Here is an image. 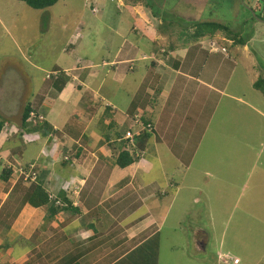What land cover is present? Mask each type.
Wrapping results in <instances>:
<instances>
[{
    "label": "rangeland",
    "instance_id": "obj_1",
    "mask_svg": "<svg viewBox=\"0 0 264 264\" xmlns=\"http://www.w3.org/2000/svg\"><path fill=\"white\" fill-rule=\"evenodd\" d=\"M142 1V8H137L130 0H59L49 9L34 10L18 0H0V112L3 116L12 113L14 118L10 121L14 129L10 127L7 136L0 134V147L6 137H20V143L30 139V134L23 138L19 135L22 110L28 102L40 98L45 99V103L38 111L44 118L48 117L47 122L60 129L67 119L82 115L84 103L93 105L94 102L99 104L97 107H105L111 102L117 114L123 117L129 110L133 92L139 87V78L145 74L144 64L150 63H140L135 73L129 74L130 80L112 85V69L103 62L115 58L125 39L139 46L137 59H141L145 51L149 54L152 44L170 47L172 42L173 46L183 47L185 42H201L202 59L210 56L209 45H213L209 50L224 49L225 52H217L222 54L214 59L228 58L226 65L219 67L220 60L209 74V80L223 86L224 94L211 92L208 95L202 124L196 123L181 159H175L163 147L157 150L156 142L151 140L141 162L150 170L147 176L137 170L142 155L139 153L138 157L133 156L134 165L125 169L116 167L112 178L129 180L137 171L138 180L155 185L150 205L152 210L156 209L155 214L160 210L162 220L157 219V224L138 237L147 239L153 230H159L160 246L155 264H235L234 260H238L236 264H264V96L253 88L255 75L264 77V23L260 22L264 20L259 18V15L264 18V14L260 7L250 10L256 3L254 0ZM257 1L264 8V0ZM161 4H164L162 13L159 12ZM203 22L225 24L231 34L252 38L245 46L231 45L228 34L222 31L197 42L190 40L194 27ZM149 23V30L155 34V38L150 37L153 41L144 36ZM158 23L160 28L153 33ZM209 39L216 41L209 43ZM66 59H90L93 67L87 73L98 77L90 80L92 85L86 81L87 88L81 91L76 83H69L59 96L53 88L54 79L50 78L60 75L52 71L64 66ZM246 59H254L257 64L251 67ZM89 88L99 90L105 100L94 99ZM138 130L137 126L132 128L133 133ZM190 130L183 134L188 136ZM119 131L125 134L126 125L120 126ZM54 135L49 136L50 140ZM56 136L61 137L59 133ZM44 141L30 147L32 153L27 159L41 154ZM4 167L0 165V173ZM0 184L2 201L5 196L2 190L8 192L12 184L4 186L1 181ZM122 196L119 204L124 203V207L140 205L131 193L125 191ZM98 200L96 191L86 208L94 209ZM104 209L97 207L96 212ZM146 210L149 209H138L137 215L127 220L132 211L125 208L122 220L127 224ZM119 213L117 210L114 214ZM36 223L22 216L18 224L25 232L17 229L10 235L29 238ZM79 225L85 223L81 221ZM81 252L73 253L69 259L77 261ZM145 253L148 252H143L146 258ZM11 254L0 256V263L20 264L30 256L13 263ZM88 260L90 256L83 254L78 261L84 264Z\"/></svg>",
    "mask_w": 264,
    "mask_h": 264
},
{
    "label": "crops",
    "instance_id": "obj_2",
    "mask_svg": "<svg viewBox=\"0 0 264 264\" xmlns=\"http://www.w3.org/2000/svg\"><path fill=\"white\" fill-rule=\"evenodd\" d=\"M159 23L156 24L153 33L159 30ZM149 28L150 23L148 28L144 29V36L150 39L154 35L153 38H155V34L152 35ZM157 38L164 39L159 35ZM73 39L77 38L73 37ZM150 40L153 41L152 38ZM212 41L216 40H208L209 43ZM200 43L185 42L183 47L173 46L172 42L170 47L167 44L165 46L152 44L151 48L149 47V54L145 51L142 58L137 59V54L140 52L139 46L136 47L125 39L123 47L115 58L109 62H103V65H110L112 69V85L125 83L129 74H134L140 63L147 61L150 63L147 66L144 64L145 74L139 78V87L136 88V92H133L128 105L129 110L123 117L117 114L118 110L111 102H109L111 105H105V107L102 105L97 107L99 104L94 102L93 105L84 103L81 108L82 115L74 120L67 119L62 129L48 121L53 127V132L45 134L39 130L29 133L33 141L20 143L18 141L20 137H6L2 141L0 160L7 168L13 170V176L9 182L4 183V186L12 184V187L8 188L9 193L2 190L5 196L0 201V247L4 243L10 245L0 249V256L5 257L8 252H12L11 260L15 263L26 255H30L28 260L20 264H80L78 260L86 254L90 256V260L84 264H113L133 253L152 238L154 233L159 232V230H153L152 235L147 239L138 238L157 224V219L162 220L160 210L158 214H155L156 209L152 210L153 207L150 205V198L155 193V185H148L147 182L138 180L135 175L137 171L129 180L112 178L116 175V167L119 168L116 160L124 146V142L120 141L124 134L119 131V127L126 125L127 131L130 130L133 127L135 115L141 114L143 105L151 101L152 106H145V110L154 127L152 140L156 142L157 150L163 147L175 159H181V155L185 153L186 147L191 142L196 123L202 124L208 95L211 92L224 94L223 86L214 84L212 79L209 80V74L220 60L219 67H224L225 60L228 58L214 59L222 53H210L208 49L210 56L208 59H202L204 55ZM220 51L223 52L222 49L218 52ZM225 56L227 57V53ZM246 60L251 67L257 64L254 59ZM92 67L90 59H66L64 66L56 67L52 71L60 74L58 77L52 75L50 78L54 79L53 88L56 89V85L63 86L62 91L57 92L59 96L72 82L77 84L79 91L87 88L86 81L92 85L90 80L98 77L95 73H87ZM216 77L217 75L214 74L213 78ZM259 77L256 74L255 81ZM131 83L135 82L131 81ZM89 89L94 99L100 97L101 100H105L99 95V90ZM44 103L45 99L40 98L28 102L24 108L31 104L32 109L46 120L48 117L44 118L38 111L43 108ZM196 103L201 106H195ZM132 110L134 114L130 115L129 112ZM23 111L24 109L19 124L20 129ZM12 117V113L3 116L0 112V120L5 122L2 134H6L10 127L14 129L10 122L11 119L14 120ZM188 129L191 130L186 136L183 133L188 132ZM57 133L61 135L60 138H57ZM52 135L55 137L50 140L49 136ZM45 139L47 141H44ZM40 141L45 143L41 156L37 155L32 160L27 159V156L32 153L30 147ZM51 142L52 145H50ZM143 157L142 153L136 166H139L137 170L142 175L147 176L150 170L141 165ZM35 179L43 181L44 189L52 197L60 196L64 192V197L80 211V214L72 216L69 213H61L53 219L46 220L45 207L35 208L30 204L22 206V200ZM101 182H104V185H101ZM96 191L99 194L97 206L94 209H87L86 205ZM125 191L131 193L140 205L128 204L124 207V203L119 204ZM171 206L172 203L169 207ZM97 207H105V209L97 213ZM125 208L132 211L131 217L129 216L127 220L136 216L140 208L149 210L126 224L124 223L126 220H122L121 215L125 212ZM117 210L120 213L115 215ZM22 216H28L37 222L29 238L26 237V239L21 234L10 235L17 229L25 232L18 224ZM81 221L85 225L80 226ZM79 250L82 252L79 254L78 262L75 259L70 260L69 257ZM140 254L135 256L139 259Z\"/></svg>",
    "mask_w": 264,
    "mask_h": 264
},
{
    "label": "trees",
    "instance_id": "obj_3",
    "mask_svg": "<svg viewBox=\"0 0 264 264\" xmlns=\"http://www.w3.org/2000/svg\"><path fill=\"white\" fill-rule=\"evenodd\" d=\"M18 1L24 2L26 5H28L30 8L34 10H46L53 7L59 2V0H18ZM130 2L137 8L138 7L142 8L141 6L144 5V2L142 0H130ZM258 7H261V5ZM146 8L148 10L149 6H147ZM222 31L227 33L228 34L227 36L229 37L228 39L233 41V43H235L236 45L245 46L247 42L252 38L251 36L249 38L244 39L243 37L240 36V33L231 34L229 27L225 24L216 23V22H203L197 24L194 27L192 34H190L191 35L190 40L197 42L206 36L214 37L218 32H222ZM62 88L63 86L56 85L57 92H61ZM253 88L261 92L264 96V77L260 76L257 79V81L253 83ZM150 103L151 101L146 102L143 105L142 109L140 110V113L142 115L143 122L145 124L149 123L153 126V124L150 121L149 114L145 110V106L147 105L152 106V104ZM129 114L133 115L134 111L133 110L130 111ZM31 115H33L32 118ZM33 121H35V124H33ZM4 125L5 122L0 120V134L3 130ZM21 129H22V133H19L21 138L27 136L29 133L37 132L39 130H41L45 134H49L50 132H53L52 125L49 122H47L45 119H43L37 111H34L31 107V104H28L24 109ZM152 138H153V130L151 132L147 130H142L139 136L136 138L137 150L140 153H144ZM27 141L29 142L33 140L29 139ZM135 163L136 162L133 156H131L130 153L125 151L121 152L116 160V165L121 169L128 168L134 165ZM1 164H3V162H1L0 160V165ZM12 176H13V170L11 168H7V166L5 165V167L2 169L0 173V181L3 183H7L12 178ZM26 204H30L32 207L35 208L45 207L46 220L53 219L54 217L59 216L61 213H69L72 216H77L80 214V211L77 208L73 207L71 203L68 201V199L64 197V192L60 196L58 195L57 197H52L44 189L43 181L40 180L38 181L37 179H35V181L32 182L31 187L27 190L22 200V206ZM159 246H160V234L159 232H157L152 238H150L148 241H146L144 244L138 247L133 253H130L128 256L119 259L113 264H155L154 261ZM6 247H10V245L6 243L4 246L0 247V249ZM145 251L148 252L145 253L146 258L144 257L143 254V252ZM138 253H141L143 255L142 256L140 254L139 259L135 256Z\"/></svg>",
    "mask_w": 264,
    "mask_h": 264
},
{
    "label": "built area",
    "instance_id": "obj_4",
    "mask_svg": "<svg viewBox=\"0 0 264 264\" xmlns=\"http://www.w3.org/2000/svg\"><path fill=\"white\" fill-rule=\"evenodd\" d=\"M133 122H134L133 127L137 126L139 128V130L135 133H133L131 130H128L121 140L122 142H124L126 144V146H127L126 150H129V151H133V150L137 149L136 138L139 136V134L142 130H147L149 132H151L153 130V126L151 124H149V123L145 124L143 122L141 114L135 115ZM234 262L238 263V260H234Z\"/></svg>",
    "mask_w": 264,
    "mask_h": 264
},
{
    "label": "clouds",
    "instance_id": "obj_5",
    "mask_svg": "<svg viewBox=\"0 0 264 264\" xmlns=\"http://www.w3.org/2000/svg\"><path fill=\"white\" fill-rule=\"evenodd\" d=\"M211 46H212V45H209V46H208V49H211ZM222 50H223V52H225L224 49H222ZM209 51H210V52H213V53H217V52L219 51V49L216 50V49L214 48L213 50H209ZM32 117H33V115H31V118H32ZM132 128H133V127H132ZM132 128H131V129H132ZM131 129H130V130H131ZM123 136H124V135H123ZM122 138H123V137H122ZM122 138L120 139V141L122 140ZM121 142H122V141H121ZM123 144H124V146H123L122 152H124V151H125V152H128V153H130L131 156H134V155H136L137 157L139 156V153H140V152H139L137 149H135V150H133V151L126 150V147H127V146H126L125 143H123ZM141 154H142V153H141ZM119 155H120V154H119Z\"/></svg>",
    "mask_w": 264,
    "mask_h": 264
},
{
    "label": "flooded vegetation",
    "instance_id": "obj_6",
    "mask_svg": "<svg viewBox=\"0 0 264 264\" xmlns=\"http://www.w3.org/2000/svg\"><path fill=\"white\" fill-rule=\"evenodd\" d=\"M209 1V0H208ZM260 1H262V0H260ZM252 2H253V0H252ZM254 2H256L253 6H250V7H252L251 9H253V10H255V8L257 7V8H259L258 6H260V5H258L257 3H258V1L257 0H254ZM161 7H162V9L159 11V12H163V6H164V4H161L160 5ZM256 6V7H255ZM259 10L260 11H262V13L264 14V8H262V7H260L259 8ZM260 16V15H259ZM260 18V20H264V18H262V16L261 17H259ZM260 22H262V23H264V21H260ZM251 23H247V25H250ZM253 25L255 24V23H252ZM253 25H251V26H253ZM228 40V39H227ZM228 41H231V40H228ZM232 43H233V41H231Z\"/></svg>",
    "mask_w": 264,
    "mask_h": 264
},
{
    "label": "water",
    "instance_id": "obj_7",
    "mask_svg": "<svg viewBox=\"0 0 264 264\" xmlns=\"http://www.w3.org/2000/svg\"><path fill=\"white\" fill-rule=\"evenodd\" d=\"M252 11V9H250ZM201 246V245H200ZM202 247V246H201Z\"/></svg>",
    "mask_w": 264,
    "mask_h": 264
}]
</instances>
